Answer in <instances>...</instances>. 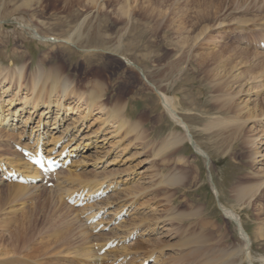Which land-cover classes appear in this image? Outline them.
Listing matches in <instances>:
<instances>
[{
    "label": "rangeland",
    "instance_id": "obj_1",
    "mask_svg": "<svg viewBox=\"0 0 264 264\" xmlns=\"http://www.w3.org/2000/svg\"><path fill=\"white\" fill-rule=\"evenodd\" d=\"M128 1L130 18L117 17L119 3L115 0H0V58L5 60L2 65L11 67V60H14L13 66L33 61L20 88L13 83L6 85V82L0 88L4 114V120L0 122L4 133L0 137V160L10 156L11 151H17L13 146L18 141L20 145H27L28 139L33 137V142L41 143L48 152L60 140V152H65L67 156L77 154L71 166L60 171L63 172L61 175L70 173L83 181L97 179L101 182L99 187L110 178L117 182L113 193L109 192L108 197L106 195L98 202L85 205L86 210L82 206V211L68 205L64 198L63 207L55 208V204L59 205L52 201V194L59 189V185L56 188L54 185L19 183L25 189L15 193L16 188L11 184L18 182L0 179V242L4 243L2 249H7L6 254L0 255V261L20 258L30 264L36 262L35 258L45 261L63 259L60 257L68 255L62 253L73 250L77 244L69 245L68 239L61 240L66 233L63 228L65 222L74 214L79 213L82 219L83 213L97 208L100 212L105 207L107 211H103L101 218L92 226L88 225L92 229L87 231L92 235V243L100 242L95 243L98 248L101 243L116 239L117 246L110 249H118L117 254L123 257L122 260H127V256H130L129 260L143 257L146 260L154 255L155 260L151 264H159L161 257L160 264H208L209 260L222 255L225 258V254L231 252L237 261L238 256L233 251L241 244L240 226L224 216L223 206L234 209L239 215L250 238L247 250L252 264H264V183L249 204L238 203L233 190L237 185L264 181V116L246 118L244 114L243 134L257 137L250 152L245 143L243 149L240 141L220 140L226 138L228 130H221L225 132L223 134L216 127L211 130L204 128L211 118L230 114L219 110L223 101L218 97L223 99L226 94L230 96L237 90L240 91L237 95L233 94V100L246 107L243 113L246 109H253L255 114L264 112V51H259L255 44L257 39L264 38V0H214L222 7L213 22V19L204 22L210 28L196 44L191 40L177 44L179 38L188 34L176 30L181 20L180 10H187L189 14L203 11L213 4L212 0ZM196 1L198 6H194ZM146 27L156 29L154 35L145 31L148 30ZM194 29L190 35L199 30L198 27ZM34 32L47 36L48 41L41 43L33 38ZM242 48L247 52H241ZM180 51L183 52V61L180 60L174 67ZM42 54L58 56L54 60L63 64V73L68 74L75 93L82 94L84 90L91 89L94 80L102 83L104 92L100 103H103L106 113L95 105L88 111L84 96L78 100L72 94L67 99L60 98L64 108L58 116H55L57 112L52 107L45 117H40L44 106H32L30 77L36 69V60ZM191 56H195L192 61ZM125 57L135 65L128 64ZM82 60L100 67L105 62L108 70L99 74L94 69V72L82 75L77 66L73 67L77 62L84 66ZM234 74L241 76L234 83V78L231 79V94L224 89L222 96L212 89L215 83L220 84ZM153 85L172 97L179 115L186 122L187 131L184 132L203 154H198L188 140L159 152L163 139L170 132L183 133V128L166 113ZM57 95L54 92L51 99ZM114 105H125L121 116L123 126H119L121 118L108 117V111ZM43 121L47 124L40 125ZM135 121H138L137 126L133 123ZM52 125L54 128L51 129ZM132 125L135 129L131 128ZM218 133L220 137H217ZM24 134L26 138H23ZM35 134H39L38 142ZM45 134H48V143L43 142ZM8 166L11 167V164ZM168 176H180V179L175 184H169L165 182ZM60 179L57 183L60 181V185L66 186L69 180ZM69 183L72 185H67L70 191L82 188L78 182ZM111 183L108 181L106 187ZM106 187L102 190L105 191ZM43 204L45 207L40 211ZM124 206L127 207L124 219L112 224L109 232L92 233L103 222L104 215H108L105 216V224L110 222L111 215L114 220ZM33 216L41 219L39 227L42 232L35 233L34 239L47 244L43 246V251L48 252L43 259L41 256L32 257L35 251L28 250L31 254L28 252L25 256L30 258L12 251L19 223ZM51 217L54 221L48 227L43 220ZM46 226L48 229H44ZM258 227H261L262 235L257 233ZM76 228L75 232L79 229ZM74 235H70L71 241L78 239L73 238ZM131 235L135 238L125 244V239ZM196 236L203 237L205 244L193 240ZM131 241H138L145 248L123 251V247H128ZM49 249H52L51 253ZM93 249L96 250L95 247ZM59 251H62L60 255Z\"/></svg>",
    "mask_w": 264,
    "mask_h": 264
},
{
    "label": "bare ground",
    "instance_id": "obj_2",
    "mask_svg": "<svg viewBox=\"0 0 264 264\" xmlns=\"http://www.w3.org/2000/svg\"><path fill=\"white\" fill-rule=\"evenodd\" d=\"M95 1L96 0H92V2H95ZM115 1H116V3L117 2L119 3L118 4L119 5L118 6L119 13H118L117 17H121V16L124 17L125 16V17H129L130 18L131 17V15H130L131 12L129 13V1L128 0H115ZM212 1H213V4H211L207 8V9L210 8V10L203 9V11H197V12L194 11L192 14H189L187 10L186 11L185 10H180L181 11L180 12L181 13V15H180L181 16L180 17L181 20L179 21L176 30H178L179 33L185 32L186 34L187 33L188 34H187V36L184 35L181 38H179L177 40L178 41L177 44H185V43H188V41H190V40L193 41V44H194L195 42H197V40L200 38V36L203 35L206 32L207 28L208 27L210 28V25L204 24V22H207V21L209 22L212 19H213L212 20V22H213L215 20V18H216L215 17L216 13L222 7L221 3H219V2L216 3L214 0H212ZM198 5H199L198 1L194 2V6H198ZM172 13H173V11H172ZM116 15H117V13H116ZM68 16L70 17V14H68ZM213 25L214 24H212L211 26H213ZM195 27H198L199 30L196 33H194L193 35H190V33L195 30L194 29ZM146 28L148 30H145V31H148V33L150 32L151 36L154 35L156 29L154 30L153 27H151V28L150 27L149 28L146 27ZM33 38H36L37 40L41 41V43L48 41V37L47 36L40 35L37 32H34ZM53 40H54V38H53ZM70 40L71 39H69L67 41H70ZM60 42H62V41L60 40ZM202 43L203 42L201 41V45H202ZM63 44H65V43H63ZM241 50H240L241 52H247L246 49L242 48ZM20 54H22V53H20ZM48 54L47 55L42 54V55L39 56V58L36 60V69L32 73V76L30 77L31 78V87L30 88H31V92L33 93L32 100H34L33 101L34 105H32V104L31 105L34 106V108H35V106H37L39 104H42L44 106V108L42 109V111L40 113V117L41 116L45 117V115H47V113L52 111L51 110L52 107H55L56 112H57L55 116H58L59 111L61 109L63 110V108H64V104H63L62 101H60V98H62V100L65 99V98L67 99L72 94H74L75 97L78 98V100H80L81 97L84 96V99L83 98L82 99L86 103V107H88V111L91 109V107H93L95 105V106H97L100 109V111H103V113H106L105 108L102 106L103 103H100L101 99L103 97V92H104L103 84L100 83L98 80H94V83H91L92 88L91 89H87L86 91L84 90L83 93H82L83 95L81 93H75L74 90H73L72 81L68 80L69 79L68 74L66 72L63 73V68H62L63 64H61L59 62V60L56 61L57 59L54 60L58 56L56 54L54 56H53V54H50V55H48ZM182 54H183V52L180 51L178 57L176 58V61L173 64L174 67L177 64H179L180 60H182ZM193 57H195V56H191V58H190L191 61L194 60ZM125 59L127 60L128 64L131 63V64L135 65V63L133 61H131L129 58L125 57ZM82 62H83V60H82ZM2 63H5V60L0 58V88L2 87V83H5V82H6V85L9 84V83H13L15 85H18L19 88H20V86L22 85L23 80L26 79V71L32 67L33 61L29 60V62L27 64H22V65H19V66L18 65L17 66H13L14 60H11V65H12L11 67H4L2 65ZM48 63H50V64H48ZM83 63H85L84 66H82L81 63H78V62H77V64H74V66H73V67L77 66L78 70L82 71L81 72L82 75H86L88 73H92V71L94 72V69L99 74L104 73L105 71L108 70V68H107L108 66H107V64L105 62H104L105 65H102V67L98 66V64L97 65H95V64L93 65V64H91L89 62L87 63L85 61ZM93 66H95V67H93ZM88 69H89V72H88ZM191 72H192V69H191ZM141 73L144 76L143 72H141ZM239 75L241 76V74H239ZM239 75L238 74H236V75L234 74V75L229 76V78L226 81H223L220 84L215 83L212 86L213 87L212 89H214L216 92L221 93L222 96H223L222 91H224V89L228 90L227 92L229 94H231L233 92V91H231V89H232V84H230L231 83V79L234 78L232 80L233 83L237 82V80L239 79ZM144 77H145V81L148 82V79L146 78V76H144ZM86 84L88 85V83H86ZM153 89L156 90V92H157L156 94L158 96V100L163 105L166 113L170 116L171 120L176 125H178L179 127L183 128V133H180V134L177 133V132H170L168 134V137L167 138L165 137V139H163V141L161 143L162 145L159 146L160 147L159 152L160 151H164L165 152V150L171 149L174 145L182 143L185 140L192 141L190 136L187 134V132H184V130L187 131L186 130V128H187L186 122L183 120L181 115H179L178 109H177V107L175 105V102L172 100V97L169 96L168 94H166L165 91L163 92V90L157 89L156 86H154ZM195 89H197V88H195ZM198 91H200V90H198ZM239 91L240 90H237L235 93H232L230 96H227V94H226L225 97L223 96V99H221L222 97L221 98L218 97V100H222L223 101V102H221V104L219 106V110H223V111L228 112L230 114H228L229 116L226 115L227 117H218V118L214 117V118H211V120L209 122L207 121L204 124V128L206 130L207 129L211 130V128H215L216 127V129H218L219 132H221V133H223L221 130H224V129L228 130L227 131L228 133L226 132L227 134L225 135L226 138L222 137V138H220V140H222V139L223 140L230 139L234 143L240 141L239 143L241 145V148L244 149L245 146L247 145L246 148H247L248 152H250L251 151L250 148H252L251 146H253L254 143L257 141V137H254V136L251 137L252 135L251 136L248 135L246 137L244 135L245 134L244 125H245V122H246V120L243 119L244 118V114H246V118H255V117H258L259 115H261V116L263 115L264 116V112L261 111L262 112L261 114H255V111L253 109L251 111H249V109H246L245 113H243L242 111L246 107L240 106L238 102H234V100H233V98H234L233 94L237 95L239 93ZM54 92H57L59 96L57 95V97H55L54 99H51V96L53 95ZM222 107H225V108L223 109ZM124 108H125V105H118V106L114 105V107L111 108L108 111V117H110L112 119L120 120V118L122 116V112L124 111ZM2 110H3L2 109V104L0 102V111L2 112ZM2 114H3V112L0 114V122L2 120H4V114L3 115ZM123 120L124 119H122V121H120V125L119 126H123V124H124ZM137 122L138 121L133 122L135 126H137V124H138ZM24 123H26V122H24ZM46 124H47V122L44 123V121H43L42 124H40V125H46ZM53 125L50 127L51 129L54 128ZM134 125H132L131 128L135 129ZM39 134H35V135H37L36 136L37 142H38V139H39V137H38ZM3 135H4V133L0 129V137H2ZM220 136H221L220 133H218L217 137H220ZM54 138H56V137H54ZM2 140H4V139H2ZM52 140H54V139H52ZM221 142H223V141H221ZM16 143L18 145L21 144V142H19V141L16 142ZM243 143H245L246 145H244ZM68 144H69V142H68ZM194 147H195V150H196V152L198 154H200V153L203 154V151L199 148L198 145L194 144ZM247 150H246V152H247ZM48 152H50V150H48ZM61 153H62V151L60 152V150H59V152L56 153V156L60 155ZM2 161H4L5 164H7V163L11 164V168H14L16 171H19L21 173H28V174L30 173L31 174L30 176H32L33 178H38V175H39L38 171L35 170L31 165H29L23 159L21 153H18L17 151L16 152L14 150L11 151L10 156L2 157V160H0V163ZM59 172H57L56 175L57 174H61V173L63 174V172H60V173ZM64 173H66V171ZM176 176H177V174H176ZM57 177H56V179H57ZM61 178H63L64 180H67V181L69 180L70 182H76V183L78 182L77 184L81 185L82 188H87L88 192H87L86 195H89L90 192H94L96 190H99V188H100L99 185L101 183V182H99L100 180L98 181L97 179H93V180L86 179V181H87L86 182L85 180L84 181L81 180L80 177H78L76 175H73V174H70V173H66V175H64V176L61 175ZM167 178L165 177V179H166L165 182L166 183L175 184L177 181H179L180 176H178V177H169V179H167ZM59 182H58L59 189L57 190L58 192L56 191L54 194H52L53 195V200L52 201H54V204L57 203L59 205V206H57L55 204V208H59L60 209V208L63 207L62 206L63 205V200H62L63 197L66 196V195L71 194L75 189L72 188L71 191H70V189L68 188L67 185H66L67 187L65 185H63V184L60 185ZM82 182H84V183H82ZM263 183H264V181L261 180V181H256V182L249 183V184L237 185L233 189L236 201L238 203L249 204V202H251L253 196H255L257 194V192L261 191ZM11 185L14 186L13 188H16L15 193H21L22 190L25 189V186H23V185H21L19 183H12ZM68 191H70L71 193H69ZM44 207L45 206L43 204L41 206L40 211H43ZM69 208L70 207L68 206L67 209H69ZM221 208L222 209L224 208L223 209V214H225L224 216H226V218H228L231 221H235L238 224V226H241V228L239 230H241V229L242 230L238 232L239 235H240V238H241V244L238 246L237 250L233 251V252H235L237 254L236 256H238V259H237V261H235V254L230 252L228 254L227 253L225 254V258H224V255H222L221 257H215V258L209 260L208 264H243V263H247V262H249V264H252L250 256H249V251H248L249 247H250V238H249L248 233L243 228V226H242V224L240 222L239 215L232 208H226V207H223V206ZM84 209L86 210L87 208H85V206H84ZM97 209H95L94 211H90L89 212V216L86 217L84 220H82L81 217L79 216V213H77V214H74V216L72 215L73 217L69 218L65 222L63 228L66 231V233L63 234L64 236L63 235L61 236V238H62L61 240L68 239L67 241L70 242L69 245L73 244L74 242H76L77 244H76V246H75V244L73 245V246H75V247H73V250L70 249L71 247H69L70 250H67L65 248L67 251H65L62 254L63 255H68V256L70 254H73V256H69L70 258L68 256H63V257H60V258H63V259H56L54 261H45V260H41L39 258H35L36 262L35 263H30V264H111L113 262H117V264H141L145 260L144 257L140 258V260H138V259L133 260L132 259V260H128L127 261L125 259L122 260L123 257L120 254H117L118 253V249H116L115 251L113 249L112 250L108 249L106 253L100 255L98 253V249L99 248L97 250H94L91 247V245L93 246L94 244L91 241L92 235H91V233L88 232L89 231L88 228L89 229H92V228L90 226H88V224H86L85 220L87 218H91L96 213H98L99 210H97ZM78 211H80V210H78ZM82 211H83V209H82ZM56 217H57V215H56ZM48 220H49V222H48ZM43 221L46 222V224L49 227V225L51 226V224L53 223L54 218L51 217V218L47 219V221L46 220H43ZM40 223H41V219L40 218L36 219V217L34 218V216L31 219H27V220L21 221V223H19L17 239H16V242H15L14 248L12 249V251L14 253L20 254L21 256H25L26 254H28V252L30 253V251H28V250H31V251H35V253H33L32 257H40L41 256V258H42V257L46 256V253H48V252H46V251L44 252L43 251V246L46 243L43 245L42 241L38 240L36 242L35 241L36 238L34 239L35 233L41 232V229H40L41 226L39 227ZM73 224L74 225L76 224V227L79 228V229H77L76 227H73ZM94 226H96V224ZM48 227L46 226V227H44V229H48ZM75 228L78 231L75 232L74 231ZM47 232H48V230H47ZM257 233L259 235L263 234V231H262L261 227H258ZM69 234L70 235L77 234V235H74L75 237L73 236V238L77 237L78 239H76L75 241H71L72 238L70 237ZM52 237H53V235H52ZM0 238H1V236H0ZM202 238L203 237H201V236H196L193 240H195L199 244L203 245L204 241H203ZM1 240H3V239H1ZM38 242L41 243V244H39ZM48 242H51V241L49 240ZM3 244L4 243L1 241L0 242V247ZM101 245H103V244L101 243ZM32 246L33 247L35 246L34 249H32ZM53 246H55V245H53ZM46 248H47V246H46ZM123 248H124V249H122L123 251L124 250H127V251H129V250L133 251L134 250L135 251L137 249L143 250L145 248V245H141L138 241H133V242L131 241V244L128 247H123ZM246 250H247L248 253L246 252ZM6 251H7V249L5 247H4V249H2V247H1L0 255L3 254L4 252H5L4 254H6ZM36 251H37V253H36ZM50 251L52 252V249L51 250L49 249V252ZM60 252H62V251H59L58 255H60L59 254ZM51 256L52 255L50 254L49 258ZM228 256H229L230 260H228ZM25 257L26 258H30L31 256L27 255ZM109 259H111V260H109ZM105 260H109V262L107 261L106 263H104ZM28 263L25 262L24 260L20 259V258L19 259L12 258V259L6 260L5 262H3V261L1 262L0 261V264H28Z\"/></svg>",
    "mask_w": 264,
    "mask_h": 264
},
{
    "label": "water",
    "instance_id": "obj_3",
    "mask_svg": "<svg viewBox=\"0 0 264 264\" xmlns=\"http://www.w3.org/2000/svg\"><path fill=\"white\" fill-rule=\"evenodd\" d=\"M191 143L194 145L193 141H191Z\"/></svg>",
    "mask_w": 264,
    "mask_h": 264
}]
</instances>
